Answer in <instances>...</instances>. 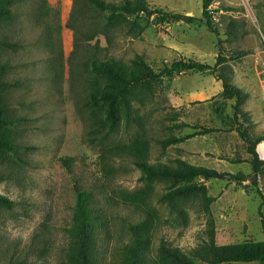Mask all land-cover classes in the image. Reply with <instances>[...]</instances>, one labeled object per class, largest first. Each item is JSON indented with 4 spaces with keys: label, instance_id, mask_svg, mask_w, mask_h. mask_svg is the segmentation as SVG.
<instances>
[{
    "label": "rangeland",
    "instance_id": "1",
    "mask_svg": "<svg viewBox=\"0 0 264 264\" xmlns=\"http://www.w3.org/2000/svg\"><path fill=\"white\" fill-rule=\"evenodd\" d=\"M144 1L171 13L169 20L156 22L139 13L118 23L88 6L77 13L75 0H46L42 8L39 0H16L13 20L0 27V95L7 115L15 120L9 128L15 150L0 156V194L14 201L12 210L0 212V264H8L12 254H25L22 250L38 234L36 247L48 248L40 256L28 254L27 264H63L76 183H106L109 191L147 187L126 157L108 160L113 171L107 176L102 170L97 126L104 113L90 100L105 81L88 67L94 57H114L130 66L142 56L156 73L176 60L215 65L218 56L228 58L216 72L226 73L247 94L241 112L234 99L222 96L223 83L212 71L174 73L163 77L155 100L143 107L144 133L152 161L175 167L183 159L223 174L206 182L216 197L212 212L217 243L264 239V171L254 170L240 136L246 130L253 140L264 137V0H213L212 28L203 17V0ZM180 15L190 16V22ZM202 127L214 131L167 147L161 144ZM139 128L124 121L103 143L127 142ZM256 150L262 160L264 140ZM63 157L73 158L72 171L63 165ZM241 174L245 179H236ZM152 187L155 198L165 189L163 184ZM205 223V216L191 208L185 226L165 225L156 242L162 235L189 250L204 236Z\"/></svg>",
    "mask_w": 264,
    "mask_h": 264
},
{
    "label": "trees",
    "instance_id": "2",
    "mask_svg": "<svg viewBox=\"0 0 264 264\" xmlns=\"http://www.w3.org/2000/svg\"><path fill=\"white\" fill-rule=\"evenodd\" d=\"M212 1H202L203 17L209 28H212L209 13ZM15 3L16 0H0V27L13 20ZM45 3L46 0H39L38 8H42ZM75 5L77 13L84 12V7L88 6L98 12L107 13L109 19H115L118 23H125L139 13L146 14L149 19L153 17L156 22H165L171 15L163 9L150 7L144 0H126L119 4L105 0H86L84 3L75 0ZM172 17L179 16L172 14ZM226 61L228 58L222 56H218L215 65L196 60H176L171 65H166L159 73H156L142 56H136L130 66L114 57H94L88 62V67L96 76L105 81L104 89L95 90L90 100L94 108L102 109L104 113L103 120L97 126V134L101 137L98 143L102 144L99 156L102 170L107 176V173L113 171L108 160L126 157L141 172V179L147 187L137 191H109L106 183H76L71 219L65 228L63 264H264V239L217 243L216 223L212 212L216 197L209 194L206 182L218 179L223 174L183 159H177L175 167L152 161L149 155V139L144 133L142 109L155 100L162 87L163 77L172 76L174 73L212 71L223 83L222 96L227 100L234 99L236 111L241 112L247 94L232 83L226 73L216 72L218 66ZM3 70L4 66H0V75ZM2 86L0 81V89ZM124 121L126 126L136 125L141 128L127 142L104 144L103 140L118 132ZM14 122L15 120L7 115L4 97L0 95V156L15 150L9 132ZM176 126L180 128L186 124ZM212 131L213 128L202 127L193 134L171 136L162 140L161 144L167 147ZM240 136L252 156L250 163L256 172L261 173L264 171V161L259 159L256 149L264 137L253 140L246 130H241ZM61 160L63 165L72 171L73 158L63 157ZM245 177L241 174L236 176V179L244 180ZM3 179L4 175L0 173V182ZM154 184L165 185L164 192L157 198L153 193ZM257 191L263 198L261 191ZM13 207L14 201L0 194V212L10 211ZM191 208L203 214L206 219L204 236L196 246L183 250L162 235L156 242L165 225L172 228L185 226ZM261 222L264 232V217ZM39 237L40 234L22 250L25 254H12L8 264H27V255L34 251L38 256L42 255L48 247H36Z\"/></svg>",
    "mask_w": 264,
    "mask_h": 264
},
{
    "label": "water",
    "instance_id": "3",
    "mask_svg": "<svg viewBox=\"0 0 264 264\" xmlns=\"http://www.w3.org/2000/svg\"><path fill=\"white\" fill-rule=\"evenodd\" d=\"M180 18L186 20V22H190V19H191V17L188 16V15H180ZM230 177H231L232 179H234V178H235V175H234V174H231ZM255 177H256V176H254L253 179H256Z\"/></svg>",
    "mask_w": 264,
    "mask_h": 264
},
{
    "label": "built area",
    "instance_id": "4",
    "mask_svg": "<svg viewBox=\"0 0 264 264\" xmlns=\"http://www.w3.org/2000/svg\"><path fill=\"white\" fill-rule=\"evenodd\" d=\"M160 23H156V25H159ZM259 153H260V151H259ZM260 156H261V159L264 161V157L261 155V153H260Z\"/></svg>",
    "mask_w": 264,
    "mask_h": 264
},
{
    "label": "crops",
    "instance_id": "5",
    "mask_svg": "<svg viewBox=\"0 0 264 264\" xmlns=\"http://www.w3.org/2000/svg\"><path fill=\"white\" fill-rule=\"evenodd\" d=\"M252 263V262H251Z\"/></svg>",
    "mask_w": 264,
    "mask_h": 264
}]
</instances>
